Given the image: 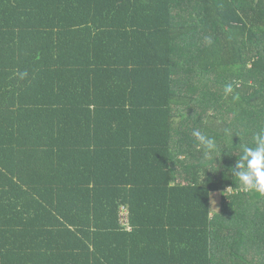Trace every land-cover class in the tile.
<instances>
[{
  "label": "trees",
  "instance_id": "16d2710c",
  "mask_svg": "<svg viewBox=\"0 0 264 264\" xmlns=\"http://www.w3.org/2000/svg\"><path fill=\"white\" fill-rule=\"evenodd\" d=\"M261 129L264 0H0V264H264Z\"/></svg>",
  "mask_w": 264,
  "mask_h": 264
},
{
  "label": "clouds",
  "instance_id": "9594fccd",
  "mask_svg": "<svg viewBox=\"0 0 264 264\" xmlns=\"http://www.w3.org/2000/svg\"><path fill=\"white\" fill-rule=\"evenodd\" d=\"M227 91L230 92L231 88L229 87ZM192 134L198 141V146L202 148L205 160L211 159L220 150L215 136L199 130H194ZM225 134H228L227 129ZM240 147L241 154L235 164L228 169L233 179L238 182L235 184V189L239 188L246 193L254 192L264 196V129L253 135L251 145L245 144ZM232 190L229 187L227 191Z\"/></svg>",
  "mask_w": 264,
  "mask_h": 264
},
{
  "label": "crops",
  "instance_id": "0c3cea01",
  "mask_svg": "<svg viewBox=\"0 0 264 264\" xmlns=\"http://www.w3.org/2000/svg\"><path fill=\"white\" fill-rule=\"evenodd\" d=\"M218 195V196H217ZM209 205H210V214H218L219 210L221 208V195L220 193H213L210 196L209 200Z\"/></svg>",
  "mask_w": 264,
  "mask_h": 264
},
{
  "label": "rangeland",
  "instance_id": "374dc122",
  "mask_svg": "<svg viewBox=\"0 0 264 264\" xmlns=\"http://www.w3.org/2000/svg\"><path fill=\"white\" fill-rule=\"evenodd\" d=\"M209 115V113H207ZM218 196V195H217Z\"/></svg>",
  "mask_w": 264,
  "mask_h": 264
}]
</instances>
